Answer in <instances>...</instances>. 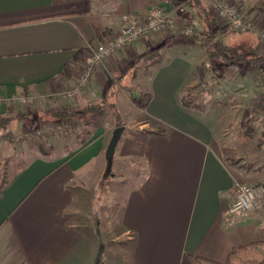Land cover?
Listing matches in <instances>:
<instances>
[{
  "label": "crops",
  "instance_id": "1",
  "mask_svg": "<svg viewBox=\"0 0 264 264\" xmlns=\"http://www.w3.org/2000/svg\"><path fill=\"white\" fill-rule=\"evenodd\" d=\"M151 1L0 0V98L29 95L36 100L29 105L5 101L0 116L11 120L7 126L30 132L45 116L38 106L51 112L74 102L83 108L105 91L112 104L117 101L112 91L120 83L113 80L115 72H122L123 88H133L134 101L147 94L141 111L156 122L150 128L124 125L112 166L119 163L137 172L124 191L115 226L105 224V211L101 217L108 210L103 205L107 192H112V179L118 177L111 172L103 188L112 123L98 124L91 137L69 153L29 157L13 173L0 164V264H193L192 255L219 263L234 247L264 242V163L245 168L237 160L226 161L223 148L239 149L238 143L230 144L226 138L229 132L224 126L233 123L231 115L212 116L208 111L204 116L195 112L200 109L197 102L184 103L185 89L213 77L215 64L207 57L210 42L179 32L153 34L151 41L144 37L140 44L131 43L94 67L90 84L77 97L61 96L77 84L90 44L116 35L125 12L146 15ZM183 1L178 5V0H159L175 17L184 14L197 23L201 28L197 38L212 32L213 38L232 49L264 55L254 32L226 30L203 0H186L209 25ZM257 2L259 7L247 17L264 27V0ZM206 24L212 31H205ZM165 39L170 41L162 48L160 60L148 68L134 63ZM248 64L221 60L217 69L224 73L226 66L235 65L242 68L241 74L244 69L257 70ZM251 75L241 82L262 96L264 77ZM116 105L129 112L125 105ZM0 129L4 133L5 127ZM87 130L80 127L75 132L81 135ZM236 181L253 183L262 191L258 208L230 212Z\"/></svg>",
  "mask_w": 264,
  "mask_h": 264
},
{
  "label": "rangeland",
  "instance_id": "2",
  "mask_svg": "<svg viewBox=\"0 0 264 264\" xmlns=\"http://www.w3.org/2000/svg\"><path fill=\"white\" fill-rule=\"evenodd\" d=\"M175 3L177 0H173ZM178 5H182L181 2L183 0H178ZM186 1V0H185ZM184 2V1H183ZM192 1H186V4L184 7H187L188 10H191L193 13L199 15H202L203 21H208V19H204L203 13L193 6L191 3ZM204 5L209 10V13L213 15L221 25L219 19L216 18V16L213 13L212 10V4L211 0H203ZM230 3L235 5L239 10L245 15H251L254 13V9L256 7H259V3L257 0H229ZM161 5V4H160ZM162 7L165 6L161 5ZM152 8V6H151ZM150 8V11H151ZM149 11V12H150ZM167 13L171 14L172 11H170L169 8H166L165 10ZM146 13V14H149ZM175 12V11H174ZM173 13V12H172ZM175 14V13H174ZM137 16H140L142 18H145V14H136ZM176 15V14H175ZM180 17H175L177 19L176 21L178 24H181L184 26V30L187 32V28L190 29V32H196L194 29V25L196 22H193L192 20H188V17H186L184 14H179ZM201 17V16H199ZM207 17V16H206ZM209 25L211 22H207ZM208 24L204 25L207 28L209 27ZM226 30H230V28L224 26ZM197 29V28H196ZM183 28L179 31L171 30L169 28H164V30L160 33L163 36L168 32H179V34H182L184 36H191V34L185 33ZM233 32V31H231ZM253 32V31H252ZM255 33V32H254ZM256 34V33H255ZM151 35L140 37L138 40H135V43H141L140 40H143L144 37L149 38ZM181 35V36H182ZM116 35H113L112 38H114ZM256 36V35H255ZM258 37L256 36V39ZM184 39V38H182ZM166 41L164 43H160L158 46H167L168 42L170 40L165 39ZM147 41H151V39H147ZM201 41V40H200ZM133 42V43H134ZM138 44V45H139ZM258 44V39H257ZM259 45V44H258ZM129 46V45H128ZM127 47V46H126ZM160 49V54L155 57L151 62L146 63L150 65L153 62H157L161 59L162 54V48ZM260 47V46H259ZM153 49V48H151ZM120 51V50H119ZM117 51V53L119 52ZM115 55V53L113 54ZM112 57V56H111ZM110 57V58H111ZM208 57V55H207ZM135 60V59H134ZM214 62V61H213ZM208 63V62H207ZM206 63V64H207ZM143 64L139 63V66H142ZM146 65L148 68L149 66ZM212 64L208 63L206 66L210 67ZM247 67V66H244ZM205 68V63H204ZM216 67H214L212 70L214 73L212 74L213 77H208L207 79H201L199 83L195 86H192L190 88L185 89V92L188 94L185 96V99L189 102V105H193L194 102L200 104V109L195 112L198 114L204 115V113H210L212 116H218V113L226 112L229 113L232 117L231 120L233 123L231 126H224L227 127V133L229 132L228 138L230 140V144L238 143V151L235 152V150L232 152H228V154L237 160L238 164H241L247 168L250 165H258L257 167H260L261 163H264V94L260 96V93H256V91H253L250 87L244 86V84L241 82L242 79H246L245 77L249 78L248 75L254 74L258 75L259 80H261L264 77V73H261L260 71L257 72V70H245L244 69V76L242 73V68H239L238 66H226L224 70V73L222 71L217 70ZM210 69V70H211ZM148 70V69H146ZM137 71H135L136 73ZM211 72V71H210ZM94 73V71H93ZM212 73V72H211ZM254 73V74H253ZM122 72H115L114 81L121 83V75ZM219 74L225 75V78L221 79ZM93 76V74H92ZM221 79V81H219ZM238 80L240 81L238 83ZM244 82V81H243ZM115 85V88L112 92V95L115 94L117 98L113 101L114 103H109L111 101L105 99V95L109 94L105 91V94L97 100H93L87 105H84L85 107H91V106H99V109L96 113H90V114H80L77 117L68 116L63 117L62 113L64 110H75L79 109L80 107H77L74 102L70 104V106L63 107L61 109H54V111L49 112L46 111L47 109L44 108L45 106H38L41 109H43V114L45 115L44 118L41 117L36 125V122L34 123V126L32 127V130L30 132H23L18 131L16 128H11L10 123L8 121V125L4 129V133H2V130L0 129L1 135L0 142L3 140L5 142H1L0 144V158L5 172L7 173H13L16 170H19L25 162L28 160L29 157L38 155V154H51V153H57V154H64L69 153L73 151L76 146L80 145L83 141L87 140L91 137L92 130L100 123H106L109 125L112 123L114 128L120 125H125L128 127H140L141 125L147 124V128L154 127L156 125V122L153 118L148 116L147 113H145L142 102L147 101V94L143 93L141 96L135 98V101L132 97V94L130 90H128L126 87L123 88V83ZM238 83V84H237ZM90 84V83H89ZM88 84V85H89ZM87 85V86H88ZM85 86V88L87 87ZM248 89V90H247ZM117 90V91H116ZM255 90V89H254ZM259 90V89H258ZM111 96V94H110ZM109 96V98H110ZM104 97V98H103ZM66 98V97H64ZM103 98V99H102ZM69 99V98H68ZM138 100L142 101L139 104H137ZM135 103H134V102ZM117 103L125 105L126 108L124 112L120 111ZM29 105V104H28ZM35 106V105H34ZM140 110H139V109ZM37 109V108H36ZM46 109V110H45ZM81 109V108H80ZM33 110V109H30ZM42 111V110H41ZM42 114V115H43ZM235 115V116H234ZM234 118H236L235 125L234 124ZM9 119V118H7ZM227 120V118H226ZM11 121V120H10ZM36 125V126H35ZM98 125V126H99ZM1 126V125H0ZM160 126V125H159ZM2 127V126H1ZM86 128V133L77 135L75 130H78V128ZM90 127V128H89ZM113 128V129H114ZM75 132V133H74ZM50 133V134H47ZM90 133V134H89ZM113 135V134H112ZM112 136H110L111 138ZM3 153L7 155L6 158L1 156ZM24 154V155H23ZM226 161H228L227 156L225 155ZM262 170L264 171V164L262 166ZM117 174L118 177H115L112 179L113 183L110 185L112 187L111 194L110 191L107 192L108 198L106 201V204L103 206H108V210L102 211V218L105 217L104 211L107 213L106 217L104 219L105 224L108 225L116 223V216L118 215L119 208L121 204V200L123 198L124 191L126 190L128 182H130V178L134 177V175L137 172V168L122 165V164H115L111 167V171L105 174V179L103 180V188L105 187L106 180H109L110 178H107L110 173ZM246 182V181H242ZM247 183V182H246ZM253 184V183H249ZM253 186V185H252ZM104 190V189H103ZM105 192V190L103 191ZM110 196H112V200L110 199ZM235 198V196H234ZM103 208V207H102ZM107 219V220H106ZM114 233V232H113Z\"/></svg>",
  "mask_w": 264,
  "mask_h": 264
},
{
  "label": "built area",
  "instance_id": "3",
  "mask_svg": "<svg viewBox=\"0 0 264 264\" xmlns=\"http://www.w3.org/2000/svg\"><path fill=\"white\" fill-rule=\"evenodd\" d=\"M151 3V11L149 14H146L145 18L127 11L121 15L122 25L114 38H108L90 44L89 53L86 55L85 61L81 64V72L79 73L78 80H76L77 84L72 89L61 93V96L66 98L77 97L83 88L90 83L94 67L104 64L114 53L124 49L140 37L158 34L164 28L179 31L182 27L184 30V26L178 24L173 14L165 11L166 8L164 9L160 5L159 0H152ZM211 4L213 13L220 20L221 25L230 28L234 33L255 32L258 37V44L264 50V27L256 26L245 13L241 12L229 0H211ZM184 32L187 34L193 33L190 32L189 28H187V32L185 30ZM5 101L23 105L36 102L33 96L12 95L8 99L0 98V107ZM233 188L235 198L230 207L231 213L255 210L263 200L262 191L249 183L236 181Z\"/></svg>",
  "mask_w": 264,
  "mask_h": 264
},
{
  "label": "trees",
  "instance_id": "4",
  "mask_svg": "<svg viewBox=\"0 0 264 264\" xmlns=\"http://www.w3.org/2000/svg\"><path fill=\"white\" fill-rule=\"evenodd\" d=\"M194 30L196 32H193V34L189 37H192L193 39L196 40H207L208 42H210L211 44V48L208 51V58L210 59V61H214L213 63L215 64L214 66L217 68L220 66L219 62H221V60L226 61V60H235V62H248L249 66H252V68L257 69L258 71H264V67L262 66V60L264 59V55L263 54H259L256 53L255 55H253V53L251 51H249V49L247 48H242V49H232L231 47L227 46V45H223V43L220 41V39H215L212 37V32H210L209 37H205V38H197V36H199V32L201 30L200 27L197 26V23H195L194 25ZM197 28V29H196ZM207 30V28L205 29V31ZM207 31H212L207 30ZM163 46H156L153 49L148 50L147 52H144L143 54L137 56L134 60V63H141L143 64L144 67H147L146 65H148L146 63V61L151 62L155 57H157L160 53V49ZM250 52L252 54H250ZM229 53V54H228ZM216 68V69H217ZM219 70V69H217ZM221 70V69H220ZM219 70V71H220ZM148 99V96H147ZM184 103L185 105H189L187 99L184 98ZM142 101H140L141 103ZM143 105H145L147 103V101L142 102ZM100 106V105H99ZM99 106H91V107H85V108H81V109H75V110H64V112H60L62 113L63 117H68V116H73L74 118L77 117L80 114H90V113H96L99 109ZM8 121H10V119L4 118L2 116H0V125L2 127H6L8 125ZM232 148L227 147V148H223L222 151L224 152V154L227 156L228 162L232 163L233 161H236L234 158H232L228 152H232L231 150ZM234 151V150H233ZM229 255L228 258L225 262H217L202 256H197V255H192V261L193 264H264V242H253V243H248L245 245H241V246H237L232 248L231 250H229Z\"/></svg>",
  "mask_w": 264,
  "mask_h": 264
},
{
  "label": "water",
  "instance_id": "5",
  "mask_svg": "<svg viewBox=\"0 0 264 264\" xmlns=\"http://www.w3.org/2000/svg\"><path fill=\"white\" fill-rule=\"evenodd\" d=\"M123 129H125V126L124 125H120V126H117L116 128H114L113 130V135L110 139V142H108V147H107V151H106V157H107V161H108V166L106 167L107 168V171L110 172L111 171V167H112V164H113V158H114V153H115V150H116V147H117V144H118V141L120 140L121 138V135L123 133Z\"/></svg>",
  "mask_w": 264,
  "mask_h": 264
}]
</instances>
